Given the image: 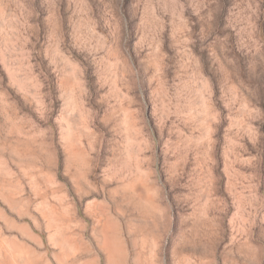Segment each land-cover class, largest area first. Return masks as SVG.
Instances as JSON below:
<instances>
[{"label": "rangeland", "instance_id": "374dc122", "mask_svg": "<svg viewBox=\"0 0 264 264\" xmlns=\"http://www.w3.org/2000/svg\"><path fill=\"white\" fill-rule=\"evenodd\" d=\"M0 264H264V0H0Z\"/></svg>", "mask_w": 264, "mask_h": 264}]
</instances>
